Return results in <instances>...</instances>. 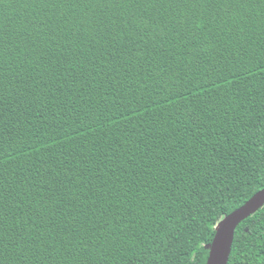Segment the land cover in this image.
Listing matches in <instances>:
<instances>
[{"label":"trees","instance_id":"obj_1","mask_svg":"<svg viewBox=\"0 0 264 264\" xmlns=\"http://www.w3.org/2000/svg\"><path fill=\"white\" fill-rule=\"evenodd\" d=\"M262 189L264 0H0V264H206Z\"/></svg>","mask_w":264,"mask_h":264},{"label":"water","instance_id":"obj_2","mask_svg":"<svg viewBox=\"0 0 264 264\" xmlns=\"http://www.w3.org/2000/svg\"><path fill=\"white\" fill-rule=\"evenodd\" d=\"M264 207V189L257 192L241 207L224 217L216 228L206 264H228L238 226Z\"/></svg>","mask_w":264,"mask_h":264}]
</instances>
